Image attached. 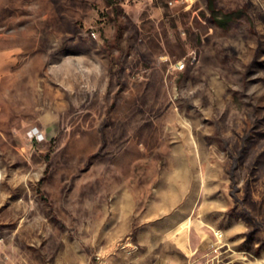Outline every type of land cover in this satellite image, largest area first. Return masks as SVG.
Masks as SVG:
<instances>
[{"label":"rangeland","instance_id":"rangeland-1","mask_svg":"<svg viewBox=\"0 0 264 264\" xmlns=\"http://www.w3.org/2000/svg\"><path fill=\"white\" fill-rule=\"evenodd\" d=\"M214 3L0 0V264H264V0Z\"/></svg>","mask_w":264,"mask_h":264},{"label":"trees","instance_id":"trees-1","mask_svg":"<svg viewBox=\"0 0 264 264\" xmlns=\"http://www.w3.org/2000/svg\"><path fill=\"white\" fill-rule=\"evenodd\" d=\"M207 5L211 19L221 28H227L231 22L240 19L244 14L241 10H219L216 8L214 0H207Z\"/></svg>","mask_w":264,"mask_h":264},{"label":"built area","instance_id":"built-area-1","mask_svg":"<svg viewBox=\"0 0 264 264\" xmlns=\"http://www.w3.org/2000/svg\"><path fill=\"white\" fill-rule=\"evenodd\" d=\"M178 67H179V68H182V67H183V63H182V64H180Z\"/></svg>","mask_w":264,"mask_h":264}]
</instances>
